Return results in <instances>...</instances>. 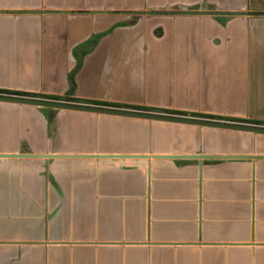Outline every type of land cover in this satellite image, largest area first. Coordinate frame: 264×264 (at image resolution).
Instances as JSON below:
<instances>
[{"label": "crops", "instance_id": "obj_1", "mask_svg": "<svg viewBox=\"0 0 264 264\" xmlns=\"http://www.w3.org/2000/svg\"><path fill=\"white\" fill-rule=\"evenodd\" d=\"M173 6L246 14L122 13ZM13 10L54 12H0V90L264 122V0ZM0 264H264V133L0 101Z\"/></svg>", "mask_w": 264, "mask_h": 264}, {"label": "water", "instance_id": "obj_2", "mask_svg": "<svg viewBox=\"0 0 264 264\" xmlns=\"http://www.w3.org/2000/svg\"><path fill=\"white\" fill-rule=\"evenodd\" d=\"M1 13H52L54 11H45V10H20V11H0ZM66 12V11H58ZM90 13H99V12H90ZM124 15H132L133 19L137 15L141 14H161V15H173V14H210V15H221V16H238L245 15L243 11H223V10H207L204 9V6H194V7H185V6H173L170 9L165 10H145V11H133V12H122ZM0 101H7L12 103L19 104H29L38 107L51 108V109H66V110H77V111H88L93 113H104L111 115H122L129 117H138L143 119H152V120H161L169 121L181 124H191L198 126L206 127H215V128H224V129H235L241 131H250L256 133H264V125H255L247 123L244 121H226L223 119H211L200 114H189L188 116L180 115L179 113L168 114L163 110H152V111H141L136 110L131 107L124 108H114V107H103L92 104L89 101L80 100V101H57L49 100L45 96L37 94H27L25 96L17 95H8L0 93ZM24 156H33L38 154H16ZM1 156H14L12 155H1ZM43 156H53V155H43ZM71 156V155H64ZM95 157L102 158H118V157H134V158H147L148 155H132V156H123V155H92ZM156 158H169L176 159L178 157H183L187 159H229V158H246V156H207L201 154H192L187 156H173V155H156Z\"/></svg>", "mask_w": 264, "mask_h": 264}, {"label": "trees", "instance_id": "obj_3", "mask_svg": "<svg viewBox=\"0 0 264 264\" xmlns=\"http://www.w3.org/2000/svg\"><path fill=\"white\" fill-rule=\"evenodd\" d=\"M99 35H96L94 37H92L87 43L79 46L77 49H76V52L79 53V57L77 58V65H76V68L78 69L80 67V64H81V60H82V57L83 55L89 51L96 43L97 39H98ZM0 93L2 94H8V95H17V96H25L27 95V93H24V92H14V91H8V90H0ZM47 99H51V100H56L58 98H54V97H45ZM68 101H73V102H76L77 100H74V99H69ZM91 102V101H90ZM92 104L94 105H97V106H103V107H114V108H119L121 106L117 105V104H112V103H107V102H99V101H92L91 102ZM133 109H136V110H141V111H149V109H146V108H142V107H134ZM168 114H175L174 112L172 111H164ZM180 115H185L183 113H179ZM208 118H211V119H224V120H228V121H239L235 118H220V117H209ZM244 122H247V123H251V124H255V125H264V122H259V121H244Z\"/></svg>", "mask_w": 264, "mask_h": 264}]
</instances>
